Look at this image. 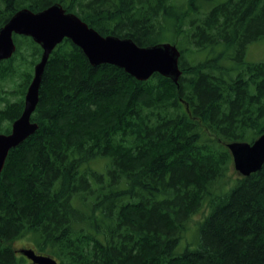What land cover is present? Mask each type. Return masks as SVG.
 Masks as SVG:
<instances>
[{"label":"trees","instance_id":"16d2710c","mask_svg":"<svg viewBox=\"0 0 264 264\" xmlns=\"http://www.w3.org/2000/svg\"><path fill=\"white\" fill-rule=\"evenodd\" d=\"M55 3L101 35L174 44L181 75L141 81L92 66L67 38L55 46L31 114L38 128L0 173V264H34L14 248L21 238L57 264H263L264 162L232 175L226 145L264 132V61L245 59L264 37V0H0V28ZM12 36L0 133L21 115L42 52ZM199 212L197 245L179 252Z\"/></svg>","mask_w":264,"mask_h":264},{"label":"water","instance_id":"95a60500","mask_svg":"<svg viewBox=\"0 0 264 264\" xmlns=\"http://www.w3.org/2000/svg\"><path fill=\"white\" fill-rule=\"evenodd\" d=\"M13 34L31 37L42 52L33 67V77L25 92L21 115L12 122L9 133H0V173L9 150L17 147L38 128V124L31 120V114L38 102L41 76L51 51L64 38L78 46L92 66L111 64L141 81L159 73L177 82L181 75L178 66L180 52L174 44L158 42L139 46L128 37L101 35L73 12H66L58 3L37 12L28 8L16 11L0 28V60L8 59L15 51ZM226 146L232 156V167L239 176H248L262 167L264 132L252 142L233 141ZM17 251L34 264H57L55 258L37 253L32 248Z\"/></svg>","mask_w":264,"mask_h":264},{"label":"rangeland","instance_id":"374dc122","mask_svg":"<svg viewBox=\"0 0 264 264\" xmlns=\"http://www.w3.org/2000/svg\"><path fill=\"white\" fill-rule=\"evenodd\" d=\"M215 1H223V0H215ZM206 56L205 53H202L198 58H204ZM245 59L248 61H264V37L258 40L252 41L247 44L245 50ZM10 86V83L7 84V87ZM104 164L97 166L98 169L102 168ZM232 175L236 174V171L232 168ZM202 217V212H199L193 216V220L190 223V228L186 230L184 236L181 238L178 244V251H183L186 247L195 248L197 243L195 239L196 228L194 227L195 222L200 220ZM13 246L16 250H20L22 248H31V242L26 238H21L13 241ZM19 253V252H18Z\"/></svg>","mask_w":264,"mask_h":264}]
</instances>
